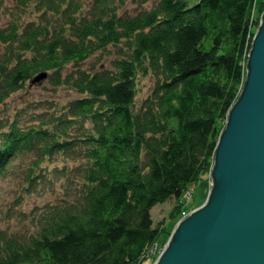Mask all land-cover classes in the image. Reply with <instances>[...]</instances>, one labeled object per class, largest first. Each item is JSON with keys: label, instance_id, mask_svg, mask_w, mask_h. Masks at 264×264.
<instances>
[{"label": "trees", "instance_id": "obj_1", "mask_svg": "<svg viewBox=\"0 0 264 264\" xmlns=\"http://www.w3.org/2000/svg\"><path fill=\"white\" fill-rule=\"evenodd\" d=\"M35 1L38 20L0 27V103L42 72L80 96L1 128L0 175L30 152L31 171L61 158L56 170L81 182L36 234L17 240L0 231V264H142L165 231L152 207L174 197L177 222L183 195L213 166L264 0H156L135 14L118 13L121 0H94L82 13L73 0ZM121 42L113 68H81ZM147 73L155 82L137 107V78Z\"/></svg>", "mask_w": 264, "mask_h": 264}, {"label": "water", "instance_id": "obj_2", "mask_svg": "<svg viewBox=\"0 0 264 264\" xmlns=\"http://www.w3.org/2000/svg\"><path fill=\"white\" fill-rule=\"evenodd\" d=\"M209 178L206 201L176 223L154 264H264V10Z\"/></svg>", "mask_w": 264, "mask_h": 264}, {"label": "rangeland", "instance_id": "obj_3", "mask_svg": "<svg viewBox=\"0 0 264 264\" xmlns=\"http://www.w3.org/2000/svg\"><path fill=\"white\" fill-rule=\"evenodd\" d=\"M19 0H0V27L10 23H16L22 28L30 20H38L42 9H37L35 0H25V6L18 5ZM67 1V0H66ZM79 5L80 12L91 9L94 0H73ZM156 0H121L117 2V12L135 14L140 10L149 9ZM263 0H257L259 4ZM48 13V12H47ZM51 22L57 20L56 15H50ZM58 22V20L56 21ZM55 22V23H56ZM124 48V43L119 45H108L107 48L97 51L81 64L82 69L93 70L100 66L113 68L112 61L117 58ZM5 52V46L0 44V54ZM72 70L68 65L64 71ZM155 78L147 73L139 74L137 78V94L135 101L138 105L147 96L154 85ZM80 94L65 86H53L48 79L40 80L32 84L27 82L24 87L12 93L4 102L0 103V129L7 128L12 120H18L21 124L32 123L46 110H52L66 104L69 100L79 97ZM37 116V117H36ZM36 117V118H35ZM30 121V122H29ZM34 154L30 152L20 153L8 164V169L0 175V231L7 237L17 240H26L36 234L43 224L47 211L54 205H59L69 199H75L78 186L81 182L78 176H72L69 181L56 169L61 168L65 161L63 159H48L44 161L40 169L31 171V161ZM68 166L76 164L70 160L66 161ZM192 196L187 198L183 195L185 211L193 210L204 203L208 197L211 180L209 172L202 175L194 184ZM192 189V188H191ZM175 198L158 203L151 209L153 224H161L165 228L157 240L150 247L142 264H154L157 257L164 249V241L169 238L176 223L186 217L189 212L183 211L182 216L176 222L169 213L176 204ZM166 244V242H165Z\"/></svg>", "mask_w": 264, "mask_h": 264}, {"label": "built area", "instance_id": "obj_4", "mask_svg": "<svg viewBox=\"0 0 264 264\" xmlns=\"http://www.w3.org/2000/svg\"><path fill=\"white\" fill-rule=\"evenodd\" d=\"M192 189H193V188H192ZM192 189H191V190H192ZM186 194H187V196H189L190 192L188 191Z\"/></svg>", "mask_w": 264, "mask_h": 264}, {"label": "bare ground", "instance_id": "obj_5", "mask_svg": "<svg viewBox=\"0 0 264 264\" xmlns=\"http://www.w3.org/2000/svg\"><path fill=\"white\" fill-rule=\"evenodd\" d=\"M190 212H191V210H190ZM190 212H189V213H190ZM188 215H189V214H188ZM188 215H187V216H188ZM187 216H186V217H187ZM180 220H181V219H180ZM164 246H165V244H164Z\"/></svg>", "mask_w": 264, "mask_h": 264}]
</instances>
